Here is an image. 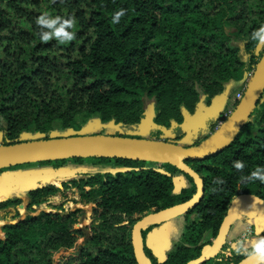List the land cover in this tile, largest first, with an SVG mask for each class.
Instances as JSON below:
<instances>
[{"label":"trees","instance_id":"obj_1","mask_svg":"<svg viewBox=\"0 0 264 264\" xmlns=\"http://www.w3.org/2000/svg\"><path fill=\"white\" fill-rule=\"evenodd\" d=\"M120 8L126 13L113 23ZM44 13L74 18V38L40 40L37 18ZM262 23L264 0H0V145L26 141L31 131L50 138L57 122L63 129L80 130L94 114L102 123L136 127L145 115V98L153 101V125L180 123L182 111L193 113L200 94L210 104L229 83L251 75L264 48L252 33ZM213 128L187 147L209 137ZM237 159L244 161L243 169L233 166ZM69 160L113 162L129 170L72 181L81 202L94 205L88 225L75 227L84 214L78 208L42 211L2 226L0 264H138L132 243L135 216L185 203L196 193L195 179L172 163L149 166L143 160L110 157L35 163L60 168ZM185 163L200 176L203 193L185 213V231L163 260L144 243L158 223L142 230V250L151 264H187L199 258L216 239L235 197L264 200V181L246 179L251 170L264 167V93L229 146ZM177 173L192 186L175 194ZM217 178L222 182L216 183ZM58 192L53 184L28 189V209L34 212L33 206ZM21 203L7 198L0 201V211ZM192 215L196 218L188 220ZM260 236L264 232L255 237ZM71 250L75 252L55 261L56 254ZM234 253L202 264H239L245 255Z\"/></svg>","mask_w":264,"mask_h":264},{"label":"rangeland","instance_id":"obj_2","mask_svg":"<svg viewBox=\"0 0 264 264\" xmlns=\"http://www.w3.org/2000/svg\"><path fill=\"white\" fill-rule=\"evenodd\" d=\"M251 75L244 74L238 81H232L229 83L225 91L218 97L211 100L210 104L204 102L203 94L199 95V103L195 107L193 113L198 109L200 112L208 113L209 117L206 121L207 128L202 129L199 135L188 134L189 130L183 131L184 126L183 119L180 123L172 124L167 128H159L152 124V117L154 108L152 107L153 101L145 98V115L142 121L136 127H122L120 125H115L114 123H102L97 114H94L88 121L84 128L78 130L77 128L63 129L61 123L57 122L55 124V130L53 132L54 136H68L74 134H117V133H134L137 136L140 135L144 138H152L155 136H160L162 139L167 140V142L176 143L179 146H188L195 142V140L204 137L210 127H214L213 131L210 132V136L214 134L217 129L218 122L223 120V124L227 119L225 114L233 112L238 101L235 100V95L238 92L245 90ZM239 82V85L232 86L233 83ZM211 110V111H210ZM185 111V110H183ZM182 111V116H183ZM210 111V112H208ZM230 113V114H231ZM192 114V113H191ZM228 115V117L230 116ZM188 123H186L187 125ZM188 126V125H187ZM186 126V127H187ZM39 137L34 132H30L26 135V139H35ZM178 137H180L178 139ZM83 158H86L83 157ZM155 164L160 163H148L149 166H155ZM129 169L119 168L115 166L113 162L106 164H93L89 161H84L83 163H77L69 160L66 165L60 168H54L52 165H39L37 163L24 164L21 167L14 169H6L0 171V185L2 186V194L0 196V201L6 200L7 198H20L22 203L17 207H10L6 210L0 211V237H3L1 232L2 226L9 223H16L17 221L24 219L27 215H38L42 211L46 212H67L74 211L78 208L84 211V214L79 217L78 223L75 227H82L88 225L91 222L93 204L82 203L80 197V191L72 184L73 180H80L81 178H87L88 174L100 172V173H116V171H125ZM43 174V175H42ZM40 179V184L38 180ZM195 183L196 193H200V188L198 182ZM53 184L60 189L56 195L48 197L45 202L40 205L33 206L34 212L28 209L26 191L32 187H37L39 185ZM192 183L189 182L188 178L183 173H177L174 176V193L178 194L182 188H189ZM88 190V188H86ZM194 195V196H195ZM193 196V197H194ZM239 198L235 199L237 201ZM234 200V199H233ZM259 207L258 202L254 201ZM232 203V202H231ZM230 203V205H231ZM229 205V209H230ZM256 208V209H258ZM235 211V210H234ZM241 211V210H240ZM255 211V210H252ZM256 212V211H255ZM152 212H147L141 215L135 216L136 220H140L151 214ZM241 212H239L240 214ZM258 213V212H257ZM246 214L243 220L235 219L226 235L225 242L223 244L222 250L216 255L218 259L224 260L226 258H232L234 252L245 255V253L238 252L236 250V241H240L242 246H251L254 240L257 225L254 224V218L260 216L264 218V214L258 213L254 216L250 209L243 211ZM196 215H192L188 220L195 219ZM249 220L253 224H249ZM157 224V223H154ZM135 225V224H134ZM152 225V224H151ZM150 226V225H149ZM187 226L185 213L178 214L176 216L162 219L158 222V225L153 226L145 236V245L149 247L158 260H163L167 254L173 250L175 244L178 242L182 233L185 231ZM148 227V226H147ZM146 227V228H147ZM214 241V240H213ZM81 243V240H80ZM143 242L142 237L140 240V248L142 249ZM225 246V247H224ZM207 249V248H206ZM205 249V250H206ZM75 250L60 252L55 255V261H58L62 257L69 256ZM143 260L147 259L142 250ZM215 256V257H216ZM244 258V259H245Z\"/></svg>","mask_w":264,"mask_h":264},{"label":"water","instance_id":"obj_3","mask_svg":"<svg viewBox=\"0 0 264 264\" xmlns=\"http://www.w3.org/2000/svg\"><path fill=\"white\" fill-rule=\"evenodd\" d=\"M264 93V48L260 59L251 73L249 82L244 90L242 98L224 124L211 136L199 144L191 147L179 146L167 142L164 139L126 137L114 134H74L68 136H51L50 138L37 137L15 144L0 145V169L15 165L30 164L42 160H53L70 157H110L126 158L131 160H143L151 163H172L182 171L193 177L199 184L200 195H195L191 200L148 214L138 220L132 229V243L138 264H151L149 259L143 260L140 248L141 232L147 226L158 223L162 219L170 218L178 214L186 213L200 199L203 193V185L200 176L185 162L188 160L203 159L214 155L229 146L239 134L241 128L247 123L250 115L255 110L257 102ZM211 111V110H210ZM208 111V112H210ZM202 113L198 109L194 114L183 111V124L193 125L195 119ZM208 113H204L198 123L204 129ZM174 124V122H172ZM39 185L37 187H40ZM0 194L2 186L0 185ZM198 196V197H197ZM197 197V198H196ZM249 197L258 201L264 207V200L255 195H242L234 198ZM232 200L231 202H233ZM3 201V200H2ZM244 211V210H242ZM236 215L231 205L220 227L219 233L211 246L197 259L187 264H202L210 258H214L223 247L228 230L235 219L243 220L246 214ZM254 224L257 225L256 235L264 232V218L256 216ZM254 264L248 257L239 264Z\"/></svg>","mask_w":264,"mask_h":264},{"label":"clouds","instance_id":"obj_4","mask_svg":"<svg viewBox=\"0 0 264 264\" xmlns=\"http://www.w3.org/2000/svg\"><path fill=\"white\" fill-rule=\"evenodd\" d=\"M125 13V8H120L115 11L112 15L113 23H119L120 18L124 16ZM37 24L41 26L38 35L42 41L55 38L60 42H67L71 41L75 36V32L71 30L75 24V20L72 17L64 18L61 16H50L48 13H44L37 18ZM252 39L257 42H264V23L252 33ZM233 166L239 170L245 167V163L237 159L233 161ZM246 179H259L260 181H264V167L258 166L251 170ZM221 182L222 181L217 178L216 183ZM236 250L245 253L249 259L254 261V264H264V236L255 238L250 248L242 246L240 241H236Z\"/></svg>","mask_w":264,"mask_h":264},{"label":"bare ground","instance_id":"obj_5","mask_svg":"<svg viewBox=\"0 0 264 264\" xmlns=\"http://www.w3.org/2000/svg\"><path fill=\"white\" fill-rule=\"evenodd\" d=\"M199 195H200V193L198 194V196ZM0 196L2 197L4 195L0 194ZM254 201H256V200H253V199L250 200L249 197H240L237 201L234 200L231 203V208L233 211L235 210L234 212L236 215H238L239 212H241L242 210H246V208L247 209L251 208L250 210H255L256 212L261 213L263 215L264 214V207L259 205L260 208H258V206L256 205V203ZM256 202H258V201H256ZM256 208H258V209H256ZM249 222L252 223L251 220H249ZM243 264H245V263H243Z\"/></svg>","mask_w":264,"mask_h":264},{"label":"flooded vegetation","instance_id":"obj_6","mask_svg":"<svg viewBox=\"0 0 264 264\" xmlns=\"http://www.w3.org/2000/svg\"><path fill=\"white\" fill-rule=\"evenodd\" d=\"M195 113V112H194ZM193 113V114H194ZM188 125V126H187ZM184 124V126H183V128H182V130L183 131H185V130H189V132H188V134H190L191 133V135H199L200 133H201V131H202V129H203V126H201V123H198V122H195L193 125H189V124ZM187 126V127H186ZM251 209V208H250ZM249 222V221H248ZM249 224H253V222L252 223H250L249 222ZM255 236H256V234H255ZM256 237H254V239H255Z\"/></svg>","mask_w":264,"mask_h":264},{"label":"built area","instance_id":"obj_7","mask_svg":"<svg viewBox=\"0 0 264 264\" xmlns=\"http://www.w3.org/2000/svg\"><path fill=\"white\" fill-rule=\"evenodd\" d=\"M243 93H244V90L241 91V92H238V93L235 95V100H236V101H239V100L242 98ZM230 113H231V111L229 112V114H230ZM229 114H225V117L228 118V115H229ZM222 124H223V120H220V121L218 122V126H216L215 129H217L218 127H221Z\"/></svg>","mask_w":264,"mask_h":264},{"label":"crops","instance_id":"obj_8","mask_svg":"<svg viewBox=\"0 0 264 264\" xmlns=\"http://www.w3.org/2000/svg\"><path fill=\"white\" fill-rule=\"evenodd\" d=\"M235 85H239V82L233 83V84L231 85V87H232V86H235ZM192 114H193V113H192ZM202 116H203V113H200V114H199V117L196 118L194 121H195V122H199V119H201Z\"/></svg>","mask_w":264,"mask_h":264}]
</instances>
